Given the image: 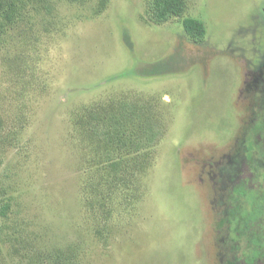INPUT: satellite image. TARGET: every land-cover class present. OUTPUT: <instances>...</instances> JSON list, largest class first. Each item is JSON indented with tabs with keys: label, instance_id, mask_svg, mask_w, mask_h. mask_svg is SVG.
Listing matches in <instances>:
<instances>
[{
	"label": "rangeland",
	"instance_id": "obj_1",
	"mask_svg": "<svg viewBox=\"0 0 264 264\" xmlns=\"http://www.w3.org/2000/svg\"><path fill=\"white\" fill-rule=\"evenodd\" d=\"M0 1V264H264V0Z\"/></svg>",
	"mask_w": 264,
	"mask_h": 264
},
{
	"label": "trees",
	"instance_id": "obj_2",
	"mask_svg": "<svg viewBox=\"0 0 264 264\" xmlns=\"http://www.w3.org/2000/svg\"><path fill=\"white\" fill-rule=\"evenodd\" d=\"M43 1L44 0H42V2ZM72 1L75 2L78 0ZM108 2L109 0H102L101 8L104 9L107 6ZM44 3L45 10L47 12H51L48 3ZM14 5V3H11L10 6L7 7L6 2L0 1V9L4 10V16L9 22L14 19ZM6 7L8 8L7 10H5ZM187 8L188 5L186 0H148L146 14L150 22L158 26L164 25L170 21L182 22L184 33L188 37V39L194 44H203L206 38L205 25L197 19L186 17ZM94 119L96 118L94 117ZM97 123L98 126L94 129L97 135L99 137L101 136L105 141L112 140L111 138L113 134L111 133H114L116 129H114L112 132V129H110V125L100 127V121H97ZM111 124H114L113 128L120 127V123L118 122V120L111 122ZM162 136L163 130L161 127L151 123H146L143 127L140 138L137 139L133 144L134 151L139 152L141 150H148L156 147ZM126 144V142L123 143V145ZM8 209V206H3L1 208V214L5 216Z\"/></svg>",
	"mask_w": 264,
	"mask_h": 264
},
{
	"label": "flooded vegetation",
	"instance_id": "obj_3",
	"mask_svg": "<svg viewBox=\"0 0 264 264\" xmlns=\"http://www.w3.org/2000/svg\"><path fill=\"white\" fill-rule=\"evenodd\" d=\"M253 136H257V138H255L256 139V143H258V141L260 142L261 139L259 138V136H260L259 133L258 134L256 133ZM242 160L244 161V164L242 166V170H243V168H249V170L251 171L252 170L251 168H253V167L250 166L249 164H247L248 161L245 160L244 158H242ZM231 178L232 179H231V183L230 184H232V190H231V192L229 194V202L233 205L232 207H234V208L230 207V211H232V212L235 213V214H232L233 215L232 216L233 218H238L239 215H242V213L239 212V207L240 206H238V204H237L238 201L244 195L247 194V191L252 187V185L254 187H256L255 186L256 184L254 183V180L251 181V180H249V178L247 176H243V175H241L238 172L236 174H233L231 176ZM249 215H250V213H249ZM228 219L231 220L230 218H228ZM233 259L234 260H233L232 264H236L238 258L237 257H234ZM244 264H251V263H249L248 261L245 260L244 261Z\"/></svg>",
	"mask_w": 264,
	"mask_h": 264
}]
</instances>
